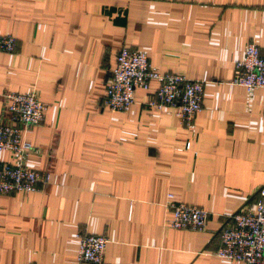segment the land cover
Here are the masks:
<instances>
[{"label": "crops", "instance_id": "1", "mask_svg": "<svg viewBox=\"0 0 264 264\" xmlns=\"http://www.w3.org/2000/svg\"><path fill=\"white\" fill-rule=\"evenodd\" d=\"M0 36L16 42L0 53V119L4 95L35 92L46 111L22 164L49 175L0 195V264H79V233L107 239L101 264H235L212 253L264 186V89L231 84L247 42L264 56V0H0ZM121 48L203 83L190 130L145 108L155 82L126 112L102 107ZM168 200L205 211V229L166 228Z\"/></svg>", "mask_w": 264, "mask_h": 264}, {"label": "built area", "instance_id": "2", "mask_svg": "<svg viewBox=\"0 0 264 264\" xmlns=\"http://www.w3.org/2000/svg\"><path fill=\"white\" fill-rule=\"evenodd\" d=\"M16 47L11 36H0V53H13ZM149 82L157 87L145 102V108L159 111L170 108L174 118L186 130L201 110L203 83L188 80L179 74H161L150 66L146 55L121 48L106 81L101 105L109 112H126L133 103L135 89L146 91ZM231 84L244 89L247 95L264 89V56L253 40L247 42L242 58L234 64ZM3 117L0 119V153H8L11 162H0V195L30 194L49 181V175L33 171L22 164L31 151L25 139L29 128L38 125L46 111L34 91L4 95ZM189 143L185 144L188 149ZM169 213L164 225L172 230L202 232L207 213L196 206L168 200ZM76 262L101 264L107 239L92 234H76ZM219 247L212 256L235 264H264V186L257 191L252 205L237 210L218 232Z\"/></svg>", "mask_w": 264, "mask_h": 264}]
</instances>
